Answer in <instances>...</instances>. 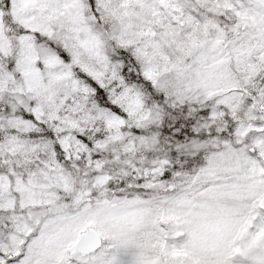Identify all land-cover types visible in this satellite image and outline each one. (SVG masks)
Masks as SVG:
<instances>
[{"label": "snow or ice", "instance_id": "6c2138e0", "mask_svg": "<svg viewBox=\"0 0 264 264\" xmlns=\"http://www.w3.org/2000/svg\"><path fill=\"white\" fill-rule=\"evenodd\" d=\"M0 264H264V0H0Z\"/></svg>", "mask_w": 264, "mask_h": 264}]
</instances>
